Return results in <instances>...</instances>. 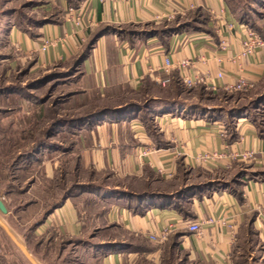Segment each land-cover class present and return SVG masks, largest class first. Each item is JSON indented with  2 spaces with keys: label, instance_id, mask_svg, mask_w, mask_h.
<instances>
[{
  "label": "crops",
  "instance_id": "0c3cea01",
  "mask_svg": "<svg viewBox=\"0 0 264 264\" xmlns=\"http://www.w3.org/2000/svg\"><path fill=\"white\" fill-rule=\"evenodd\" d=\"M196 11L202 19L192 18V26L181 29L180 20ZM162 23L176 26L171 31L127 29ZM101 31L76 68L83 91L102 98L123 90L139 94L149 86L185 85L186 79L206 90L215 85L217 94L227 93V85L241 76L253 85L247 91L264 87V44L241 57L248 32L264 38V28L238 19L228 0H0V46L14 48L16 66L30 59L32 70L71 67ZM46 41L57 45L43 50ZM167 60L168 72L163 69ZM77 139L66 152L70 169L89 178L70 188L85 189H68L41 218L37 234L55 230L69 239L81 240L87 233L98 239L101 231L119 228L149 247L100 239L94 246L100 264H136L141 258L160 264L172 236L189 261L230 264L254 217L253 232L264 246V155L251 162L235 158L263 151L264 118L208 116L162 103L146 117L116 111L85 123ZM212 152L226 157L213 164L197 161ZM198 221L203 224L197 235L187 223ZM168 227L172 232L165 242L152 239ZM117 244L125 248L116 249Z\"/></svg>",
  "mask_w": 264,
  "mask_h": 264
},
{
  "label": "rangeland",
  "instance_id": "374dc122",
  "mask_svg": "<svg viewBox=\"0 0 264 264\" xmlns=\"http://www.w3.org/2000/svg\"><path fill=\"white\" fill-rule=\"evenodd\" d=\"M228 1L238 19L253 29L264 28V0ZM193 15L180 20L183 29L192 26ZM175 26L162 23L127 29L160 31ZM14 58V48L0 46V201L8 210L7 214L0 212V264H33L29 258L36 264H100L94 258V246L107 238L149 250L142 239L128 236L119 228L101 231L98 239L89 233L81 240L69 239L55 230L37 234L41 218L68 189L79 193L85 189L70 188L72 183L89 177L86 172L70 169V157L66 154L77 143L81 125L97 123L116 111L146 117L162 103L208 116L226 113L237 117L251 113L258 121L264 118V87L217 94L201 86L190 88L177 83L171 87L149 86L139 94L123 90L117 96L102 98L98 93L83 91L82 74L75 66L32 70L33 60L16 66ZM118 106L123 108L118 110ZM241 168L245 169L243 165ZM198 180L191 178L193 183ZM90 202L85 204L94 211L95 205ZM175 241L172 236L164 244L160 264H205L189 261L186 250L175 246ZM136 264L154 263L141 258ZM230 264H264V246L256 235L242 234Z\"/></svg>",
  "mask_w": 264,
  "mask_h": 264
},
{
  "label": "built area",
  "instance_id": "2783aa9c",
  "mask_svg": "<svg viewBox=\"0 0 264 264\" xmlns=\"http://www.w3.org/2000/svg\"><path fill=\"white\" fill-rule=\"evenodd\" d=\"M101 2H103L104 0H100ZM79 20H77L76 24H79ZM264 44V38L260 35H256L254 32L249 31L248 32V38L243 42V49H242V54L241 57H248L250 55H253L255 53V50L258 49V47H261ZM48 45H57V41H46L45 45L43 47V50H45V48ZM183 65H186V62L183 63ZM171 64L170 62L167 60L163 69L164 71L168 72L169 68H170ZM220 78H222V74L219 75ZM201 81H205V80H199V82ZM201 82V83H203ZM166 82H163V84L165 85ZM205 83V82H204ZM184 84L185 86L188 87H194V85L196 84L195 82L193 83L190 79H186L184 80ZM253 87V85H251L250 83H248V81L245 79V77L241 76L238 81L235 84H231V85H227V87L225 88L226 92H230V93H243V91H247L249 89H251ZM209 91L212 92H216L218 91V87L215 85H211L208 88ZM261 154L264 155V149L261 153L259 152H255V151H245V153L236 155L235 158L241 160L242 162L248 161H255ZM226 157V155L224 154H220L217 152H212V154H208L205 156H200L197 158V161H201L204 162L206 164H213L219 160H222ZM202 222H189L187 223V227L189 229V231H191L194 234H200L202 232ZM172 232V227H168L165 228L163 231L160 232V237L156 238L154 236H152V239L155 241H159L160 243L165 242L168 237L170 236V233Z\"/></svg>",
  "mask_w": 264,
  "mask_h": 264
},
{
  "label": "trees",
  "instance_id": "16d2710c",
  "mask_svg": "<svg viewBox=\"0 0 264 264\" xmlns=\"http://www.w3.org/2000/svg\"><path fill=\"white\" fill-rule=\"evenodd\" d=\"M202 17V15H201V12L200 11H196L195 13H194V15L192 16V18H197V19H199V18H201ZM202 19V18H201ZM181 29H183V28H181ZM172 29H168V31H171ZM105 32L104 31H101L100 33H98V34H96V35H94V37L91 39V41H90V43H88V45H87V47H86V49L82 52V53H80L79 55H78V58H77V60L75 61V63H74V65L73 66H75V67H78L79 66V64L86 58L85 56L87 55V53L93 48V46H94V43H95V39L96 38H98V37H100L101 35H103ZM253 223H254V217H253V219H251L250 221H249V223H248V226H247V229H246V232H248V233H250V234H254V235H256V233L255 232H253ZM174 238H176V237H174ZM174 245L176 246V245H178V244H175L174 243ZM179 246V245H178ZM116 248L117 247H120L121 249H123V247H124V245H122V244H117L116 246H115ZM180 247V246H179Z\"/></svg>",
  "mask_w": 264,
  "mask_h": 264
},
{
  "label": "water",
  "instance_id": "95a60500",
  "mask_svg": "<svg viewBox=\"0 0 264 264\" xmlns=\"http://www.w3.org/2000/svg\"><path fill=\"white\" fill-rule=\"evenodd\" d=\"M0 212H2L3 214H7V212H8V210H7V208H6V206L4 205V203H3V201L1 200L0 201ZM23 251L25 252V250L23 249ZM26 253V252H25ZM30 259V261L33 263V264H36V263H34V261L31 259V258H29Z\"/></svg>",
  "mask_w": 264,
  "mask_h": 264
},
{
  "label": "bare ground",
  "instance_id": "6f19581e",
  "mask_svg": "<svg viewBox=\"0 0 264 264\" xmlns=\"http://www.w3.org/2000/svg\"><path fill=\"white\" fill-rule=\"evenodd\" d=\"M9 232V231H8ZM18 243V242H17ZM19 244V243H18ZM26 254V253H25ZM29 257V256H28Z\"/></svg>",
  "mask_w": 264,
  "mask_h": 264
}]
</instances>
